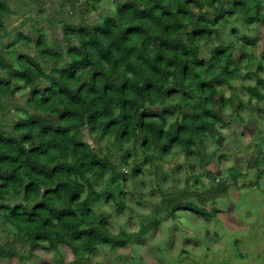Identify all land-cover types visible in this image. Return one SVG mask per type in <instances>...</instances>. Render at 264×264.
<instances>
[{"label": "trees", "instance_id": "obj_1", "mask_svg": "<svg viewBox=\"0 0 264 264\" xmlns=\"http://www.w3.org/2000/svg\"><path fill=\"white\" fill-rule=\"evenodd\" d=\"M102 1L86 0L87 11ZM10 11L8 1L0 0V37ZM233 15L247 24L264 23V0H122L98 22H64L65 50L51 46L42 29L35 40L18 32L25 44L35 42L37 55L21 52L8 60L0 50V94L14 93L12 84L20 82L30 90L11 126L0 115V213L15 225V240L28 253L0 241L1 257L30 259L43 243L54 250L68 246L78 258L102 244L125 247L148 234L162 212H198L196 202L206 205L227 194L226 180L197 190L191 175L182 190L162 201L163 210H154L137 230L120 226L116 233L109 226L113 213L100 207L114 199L118 211L132 208L124 187L138 177L151 151L168 154L179 146L189 155L218 129L227 104L220 86L236 77L246 56L235 57L233 43L218 42L220 26ZM242 40L244 46L257 37ZM207 44L206 58L201 51ZM261 69L258 62L252 70L259 84ZM4 110L0 106V114ZM85 129L112 137L121 148L133 143L134 153L140 145L144 160L123 170L130 152L120 164L93 147ZM260 161L256 157L254 164ZM210 162L203 154L202 167Z\"/></svg>", "mask_w": 264, "mask_h": 264}, {"label": "rangeland", "instance_id": "obj_2", "mask_svg": "<svg viewBox=\"0 0 264 264\" xmlns=\"http://www.w3.org/2000/svg\"><path fill=\"white\" fill-rule=\"evenodd\" d=\"M7 1L11 11L4 19L0 50L12 60L21 52L37 55L35 42L25 44L18 32L35 40L42 29L51 46L65 50L64 22H98L114 14L117 2L122 0H103L96 11H87L86 0ZM229 17L220 26L218 42L233 43L235 57L242 53L246 56L236 77L220 86L227 104L218 129L207 136L205 146L198 143L189 155L179 146L168 154L151 151L153 157L141 166L138 177L129 178L125 184L124 198L132 208L120 212L114 199L104 201L100 207L113 213L109 226L116 233L120 226L137 230L142 221L153 217L154 210H163L162 201L182 190L191 175L192 189L205 190L226 180L227 194L206 205L196 202L198 212H162L159 223L148 234L125 247L113 249L102 244L93 254L78 258L68 246L54 250L43 243L30 259L0 256V264H264V83L259 84L252 72L259 62L264 78V23L247 24L239 15ZM243 35L257 37V41L243 46ZM13 41L14 46L6 49ZM210 47L203 45V57L210 56ZM3 75L0 71V77ZM248 86L257 87L258 92L252 93ZM12 87L16 89L14 93L0 94V106L5 108L0 114L2 124L8 127L21 114L18 107L26 103L30 92L23 82L13 83ZM84 134L93 147L101 153L109 152L120 164L122 155L130 152V162L122 164L123 170L130 171L134 164L144 160L140 145L134 153L133 143L121 148L110 136L100 137L87 129ZM203 154L211 161L205 167L201 165ZM256 157L262 158L260 174V167L254 164ZM209 211L214 215L206 218L202 213ZM16 232L15 225L0 213V241L14 242L21 254H27L28 247L15 240Z\"/></svg>", "mask_w": 264, "mask_h": 264}]
</instances>
